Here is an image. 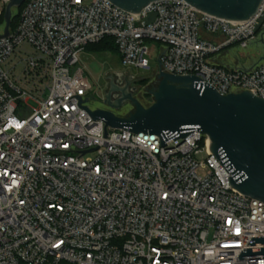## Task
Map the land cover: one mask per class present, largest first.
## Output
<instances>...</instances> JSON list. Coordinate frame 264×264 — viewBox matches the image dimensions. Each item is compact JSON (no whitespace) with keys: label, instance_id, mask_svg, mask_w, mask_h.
<instances>
[{"label":"built area","instance_id":"obj_1","mask_svg":"<svg viewBox=\"0 0 264 264\" xmlns=\"http://www.w3.org/2000/svg\"><path fill=\"white\" fill-rule=\"evenodd\" d=\"M1 1L0 16L9 0ZM21 6L0 37V264H264L240 259L244 248L264 247L248 245L264 236V201L231 188L208 135L161 146L158 134L108 126L104 137L105 121L74 96L92 88L86 47L111 37L124 68L151 70L154 60L157 74L160 59L162 71L199 76L223 95L264 99V61H212L264 30V4L246 22L186 0H155L140 14L110 0ZM19 65L24 76L14 79Z\"/></svg>","mask_w":264,"mask_h":264},{"label":"water","instance_id":"obj_2","mask_svg":"<svg viewBox=\"0 0 264 264\" xmlns=\"http://www.w3.org/2000/svg\"><path fill=\"white\" fill-rule=\"evenodd\" d=\"M131 13L140 11L155 0H110ZM199 10L229 20L246 22L262 8L264 0H186ZM25 0H9L5 7V28L0 37L9 35L13 8ZM262 33V40L264 41ZM165 53V52H164ZM163 53V54H164ZM161 56H159L160 58ZM264 61V57L262 58ZM156 75L157 88H150L154 102L146 106L130 91L120 90L121 96L112 101L111 94L104 101L109 108H92L89 96L79 98L94 120L106 127L125 129L133 133H155L161 136V146L172 138L187 137L194 131L208 135L211 151L221 165L231 173V188L244 195L264 201V99L249 90L221 94L199 76L175 75L161 70ZM115 90V89H114ZM71 98V97H70ZM130 101L134 106L126 116H118L111 109L121 108ZM264 245V236L253 237L248 245ZM264 247L244 248L240 259L263 258Z\"/></svg>","mask_w":264,"mask_h":264},{"label":"rangeland","instance_id":"obj_3","mask_svg":"<svg viewBox=\"0 0 264 264\" xmlns=\"http://www.w3.org/2000/svg\"><path fill=\"white\" fill-rule=\"evenodd\" d=\"M3 8L4 5L0 0V10ZM12 12L14 16L17 13V8H13ZM262 33H264V30L260 29L256 38L254 39V42L252 41L246 48H241L237 45L230 48V55L233 58H235L234 56L237 55L239 59H241L239 63L241 67H247L253 62V59L257 62L259 57H264V41L262 40ZM150 46L152 47V44H150ZM222 55L223 53L219 54V56ZM18 60L19 59L12 58L7 63L6 67L10 69ZM81 65L88 73L92 84L91 91L88 95L90 107L109 109L104 103L107 95L110 93L111 99L114 101L121 96L120 90L123 89H126L128 92L130 91L133 97L138 99L146 106H149L154 102L153 96L149 94L150 89H147V85L152 88L153 80H156L157 74L154 73L156 69V63L154 60L151 61V70H129L122 66L120 56L115 50H98L91 48L83 53L81 57ZM22 75L23 65H19L16 68L15 73L11 74L14 79ZM129 76H132L136 79L133 80L132 84H130V87L128 88V85H126V80L129 79ZM30 104L35 107L34 101H31ZM133 109L134 106L130 101H127L121 108H113L111 110L118 116H126Z\"/></svg>","mask_w":264,"mask_h":264},{"label":"trees","instance_id":"obj_4","mask_svg":"<svg viewBox=\"0 0 264 264\" xmlns=\"http://www.w3.org/2000/svg\"><path fill=\"white\" fill-rule=\"evenodd\" d=\"M21 9H22V6L18 7L17 8V13L12 18V23H11L12 29H14L16 27V25L18 24V22H19ZM4 14H5V10L3 11L2 15L0 16V26L5 21L4 20ZM260 29H261V27L258 29V32L260 31ZM91 48L92 49H98V50H106V49L115 50L116 53H118V49H117V46L115 44V41L111 37H106V38L102 39L98 43L88 45L86 47V50H89ZM60 264H69V263H67V262H61Z\"/></svg>","mask_w":264,"mask_h":264},{"label":"crops","instance_id":"obj_5","mask_svg":"<svg viewBox=\"0 0 264 264\" xmlns=\"http://www.w3.org/2000/svg\"><path fill=\"white\" fill-rule=\"evenodd\" d=\"M208 38L209 39H212V40H215L216 39V37L215 36H211V35H208ZM253 42H254V40H253ZM251 43V42H250ZM232 46H230V47H228L227 49H225V50H223L222 52H220V53H218V54H216V55H214L213 57H212V61L213 62H215V63H217V64H220V65H224V66H227V67H236V66H240L239 65V63H240V60L241 59H239V57L237 56V55H235L234 57L235 58H233L231 55H230V53H231V48ZM230 51V52H229ZM223 53V55L222 56H219V54H222ZM261 61H263L262 60V58H260L259 57V59H257V62L256 61H254V59H253V62L252 63H250V65H248L247 67H244V68H249V67H251L252 65H254V64H256V63H259V62H261ZM241 67V66H240Z\"/></svg>","mask_w":264,"mask_h":264},{"label":"flooded vegetation","instance_id":"obj_6","mask_svg":"<svg viewBox=\"0 0 264 264\" xmlns=\"http://www.w3.org/2000/svg\"><path fill=\"white\" fill-rule=\"evenodd\" d=\"M128 78L129 79L126 80V85H128V88H129L130 87V84H132L133 80L136 79V78H133L132 76H129ZM157 86H158V81L157 80H153L152 89L157 88Z\"/></svg>","mask_w":264,"mask_h":264}]
</instances>
